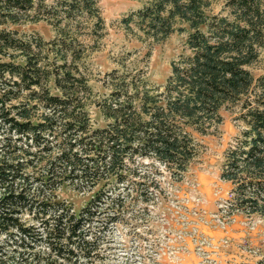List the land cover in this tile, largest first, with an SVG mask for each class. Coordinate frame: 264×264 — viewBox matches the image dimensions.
<instances>
[{
    "label": "trees",
    "instance_id": "1",
    "mask_svg": "<svg viewBox=\"0 0 264 264\" xmlns=\"http://www.w3.org/2000/svg\"><path fill=\"white\" fill-rule=\"evenodd\" d=\"M83 17L103 29L98 0H0V254L15 257L8 252L15 246V264H76L82 250L91 257L97 245L83 229L112 178L124 183L138 157L183 174L199 153L195 134L214 131L222 109H235L242 126L219 173L230 184L229 211L264 222V73L250 70L264 46V0H224L217 13L205 0H149L129 13L123 23L156 41L182 30L177 21L187 23L189 52L170 62L154 88L138 71L108 72L110 92L95 101L105 124L97 126L87 110L93 89L85 47L72 32ZM23 18L46 20L56 35L47 40L7 25ZM37 166L38 174L29 171ZM101 180L79 211L53 194L65 181L95 187ZM38 246L47 258L48 251H33Z\"/></svg>",
    "mask_w": 264,
    "mask_h": 264
},
{
    "label": "rangeland",
    "instance_id": "2",
    "mask_svg": "<svg viewBox=\"0 0 264 264\" xmlns=\"http://www.w3.org/2000/svg\"><path fill=\"white\" fill-rule=\"evenodd\" d=\"M98 1L103 29L96 32L95 19L83 17L81 25L72 31L85 47L86 74L93 89L87 110L95 126L105 124L95 101L110 92L108 72L114 68L138 71L146 85L154 88L164 83L170 62L189 52L185 22L177 21L175 27L183 29H175L158 41L135 23L129 27L123 23L124 17L149 0ZM205 1L214 13L224 5V0ZM7 25L47 40L56 35L54 26L46 20L33 22L23 18L20 23ZM250 70L254 75L264 73V46ZM220 113L222 122L214 131L195 134L199 153L183 174L173 176L156 160L138 157L128 164L124 183L117 184L116 178H112L105 189L108 197L105 194L96 208V218L83 229L97 249L91 257L83 255L82 250L76 264H256L264 258V222L256 215L246 216L228 208L230 185L219 178L220 167L224 150L242 126L235 119V109H222ZM40 166L29 171L38 174ZM106 181L101 180L95 187L65 181L53 194L72 211H79ZM37 186L35 183L33 191L39 190ZM24 217L34 223L29 215ZM3 240L0 236V245ZM14 247H9L8 252L15 257L0 254V264L21 260V255L12 251ZM40 250L48 251L46 256L42 254L47 258L46 247L38 246L33 251ZM49 258L54 256L50 254Z\"/></svg>",
    "mask_w": 264,
    "mask_h": 264
},
{
    "label": "crops",
    "instance_id": "3",
    "mask_svg": "<svg viewBox=\"0 0 264 264\" xmlns=\"http://www.w3.org/2000/svg\"><path fill=\"white\" fill-rule=\"evenodd\" d=\"M227 182V181H226ZM229 183V182H228ZM230 185V184H229Z\"/></svg>",
    "mask_w": 264,
    "mask_h": 264
}]
</instances>
